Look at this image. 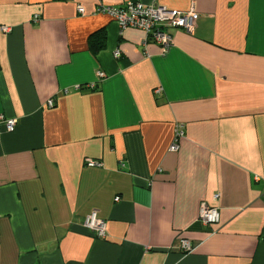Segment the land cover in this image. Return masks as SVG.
Instances as JSON below:
<instances>
[{
    "label": "crops",
    "instance_id": "obj_1",
    "mask_svg": "<svg viewBox=\"0 0 264 264\" xmlns=\"http://www.w3.org/2000/svg\"><path fill=\"white\" fill-rule=\"evenodd\" d=\"M128 1L200 19L164 53L96 12ZM1 27L0 264H264V0H0Z\"/></svg>",
    "mask_w": 264,
    "mask_h": 264
},
{
    "label": "built area",
    "instance_id": "obj_2",
    "mask_svg": "<svg viewBox=\"0 0 264 264\" xmlns=\"http://www.w3.org/2000/svg\"><path fill=\"white\" fill-rule=\"evenodd\" d=\"M78 13L84 14L83 6H78ZM99 14L107 15L115 21L120 30L128 28H135L144 32L146 42H154L160 46L164 53H166L173 45L172 35L169 30L181 29L187 32H193L200 19V14L193 6L190 10L183 12L177 10H169L160 5H145L137 1H128L123 6L112 7L101 5L97 11ZM38 20V18L36 17ZM11 31L10 28L1 27L0 32L7 34ZM121 52L115 51L114 58H121ZM100 79H104L106 74L98 73ZM49 107L54 106L53 100L48 102ZM17 125L16 120H7L6 128L8 132H14ZM175 139L169 151L176 153L179 149V140L184 137L182 126H178ZM86 164L89 167H102L101 162L86 159ZM218 198V196H215ZM117 201L119 198L116 199ZM199 220L204 225H213L219 221V210L215 207H210L207 204H202L199 210ZM84 226L94 233L98 238H105L107 234L106 221L98 218L97 213L93 212L85 219ZM182 253L188 254L192 251V245L187 240L181 241Z\"/></svg>",
    "mask_w": 264,
    "mask_h": 264
},
{
    "label": "trees",
    "instance_id": "obj_3",
    "mask_svg": "<svg viewBox=\"0 0 264 264\" xmlns=\"http://www.w3.org/2000/svg\"><path fill=\"white\" fill-rule=\"evenodd\" d=\"M96 36H98L97 34L94 36V37H96ZM106 37H104V39H105ZM102 48V46H97V45H94V53H98L99 51H100V49Z\"/></svg>",
    "mask_w": 264,
    "mask_h": 264
}]
</instances>
